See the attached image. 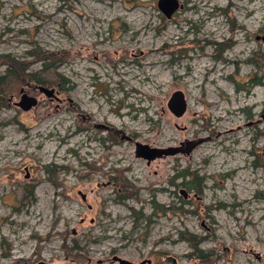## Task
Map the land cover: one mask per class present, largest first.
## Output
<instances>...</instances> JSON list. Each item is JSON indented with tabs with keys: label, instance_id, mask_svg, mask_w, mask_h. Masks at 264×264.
I'll use <instances>...</instances> for the list:
<instances>
[{
	"label": "rangeland",
	"instance_id": "374dc122",
	"mask_svg": "<svg viewBox=\"0 0 264 264\" xmlns=\"http://www.w3.org/2000/svg\"><path fill=\"white\" fill-rule=\"evenodd\" d=\"M177 2L0 0V54L40 70L29 52H64L68 80L0 106V264H198L180 231L206 234L212 264H264V0ZM20 90L37 104L19 108Z\"/></svg>",
	"mask_w": 264,
	"mask_h": 264
},
{
	"label": "trees",
	"instance_id": "16d2710c",
	"mask_svg": "<svg viewBox=\"0 0 264 264\" xmlns=\"http://www.w3.org/2000/svg\"><path fill=\"white\" fill-rule=\"evenodd\" d=\"M217 50L220 51L222 50V48H219L218 46ZM35 51L36 52L34 53L29 52V54L34 59L41 61L40 70H30L28 69V63H25L24 61L15 60L8 54H0V63L4 64L5 66L3 72H0V106H7L9 96L15 94L17 88H20V86H22V84L24 83L59 88L60 85L66 84L68 82V80L64 79V77L60 73L55 72V68L57 67L56 65L57 63L62 61L61 57L65 54L64 52L52 53L44 51L41 48H37ZM12 86L16 87L14 91L12 90ZM45 171L47 173H50L52 169L49 170L48 168H45ZM112 171L115 173L114 175L116 177L114 179V184H118L119 188L122 187L123 189V194L117 192V200L121 201V199L128 197V195H130L131 197L132 194L130 192L131 190L129 189L131 186L127 182V180L123 178V176L121 178V171H118V169L115 168H113ZM179 175L182 177V179H186L187 177V182L185 183L190 186V188L201 193L203 186L201 178L191 173H181ZM24 193L25 196H27L28 198H34L33 182H29L24 185ZM158 208L160 211L166 210V207L163 206H158ZM171 208L173 209V207ZM178 233L179 236L184 241H186L191 247L192 251L190 257L196 258L198 260V264H212V262L217 258L218 254L215 249L199 247L201 241L207 237L206 234L200 236V234H193L192 232L185 231H180ZM72 250L76 253L81 251L80 248L77 247H73ZM168 252L164 251L163 253L166 256L167 254H169ZM167 260L168 257L162 259L161 261L159 260L158 263L166 262Z\"/></svg>",
	"mask_w": 264,
	"mask_h": 264
},
{
	"label": "water",
	"instance_id": "95a60500",
	"mask_svg": "<svg viewBox=\"0 0 264 264\" xmlns=\"http://www.w3.org/2000/svg\"><path fill=\"white\" fill-rule=\"evenodd\" d=\"M158 8L165 14L169 15L170 12L179 6L177 0H157ZM40 92H43L46 96L52 97L54 95V89L45 88L41 85L38 86ZM20 98L15 104L21 108L22 110H28L37 104V98L35 96L28 95L25 91L20 90ZM167 106L169 110L175 116H181L186 109V102L183 96V93L179 90L174 91L168 99ZM144 146L138 145L135 154L137 156L144 157L148 160L153 159L157 156H160L164 151V149H153L151 153H147L143 151ZM82 199H85V194H81ZM113 260L118 261L119 264H129L128 260L122 259L120 257L114 256ZM36 264H50L44 261H39Z\"/></svg>",
	"mask_w": 264,
	"mask_h": 264
},
{
	"label": "bare ground",
	"instance_id": "6f19581e",
	"mask_svg": "<svg viewBox=\"0 0 264 264\" xmlns=\"http://www.w3.org/2000/svg\"><path fill=\"white\" fill-rule=\"evenodd\" d=\"M148 50H149V53H150V58H148L147 61H145V65H153L156 62V59L154 58V56L156 55V48L154 46H151V47L148 48ZM202 63H204V62H202ZM246 104H250V102L247 101ZM230 107L234 109V104H231ZM225 108H228V107H225ZM228 110L230 112L232 111L231 109H228ZM220 118L222 119V121H229L225 116L220 115ZM236 128H241V126L238 125ZM218 134H219V136H221L222 135L221 131H218ZM170 138H171L170 136H166V141L170 140ZM200 141H202V140H200Z\"/></svg>",
	"mask_w": 264,
	"mask_h": 264
}]
</instances>
